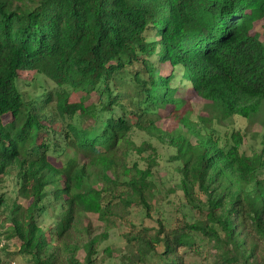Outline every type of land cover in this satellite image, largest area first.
I'll return each mask as SVG.
<instances>
[{"label":"trees","instance_id":"trees-1","mask_svg":"<svg viewBox=\"0 0 264 264\" xmlns=\"http://www.w3.org/2000/svg\"><path fill=\"white\" fill-rule=\"evenodd\" d=\"M263 38L264 0H0V182L16 180L7 233L18 253L102 264L109 230L137 207L162 213L156 159L129 164L153 149L137 145L140 129L172 147L185 209L125 234L121 264H184L181 249L202 247L216 264H264ZM186 91L207 104L198 121ZM163 111L186 130L158 128ZM256 122L262 148L249 154ZM89 214L105 233L90 237Z\"/></svg>","mask_w":264,"mask_h":264},{"label":"rangeland","instance_id":"rangeland-1","mask_svg":"<svg viewBox=\"0 0 264 264\" xmlns=\"http://www.w3.org/2000/svg\"><path fill=\"white\" fill-rule=\"evenodd\" d=\"M20 78L22 80H29L32 78V73L22 72ZM183 94L190 96L188 98L192 103V107L189 111L191 120L198 121V116H206L208 114V110L205 108L207 104L203 99L192 96L187 91ZM73 99L77 100V96H74ZM167 114L168 112L166 111L162 112L163 117L158 120L156 124L158 128H163L168 132L176 127H181L186 130L179 118L173 116L168 117ZM238 120V127L245 129L247 127L245 120L242 118H239ZM215 126L222 134L225 132L229 134L233 129L231 122H226L221 125L216 124ZM247 131L248 135L245 138V143L242 145V150L247 151L249 154L253 152V149L260 151L262 148L260 143L261 134L257 137L253 136L254 132L262 133L263 131L259 122H256L250 129L248 128ZM133 138L137 145H140L142 142L147 144L150 142L153 145V149L149 148L143 153L136 151L132 152L129 157V164L139 161L141 167L146 168L149 165V158L154 157L156 159L157 163L153 166L152 179L155 183L156 197L157 199L160 198L162 200V213H159L154 209L149 215H147L142 208L137 207V209L132 212L131 219L121 222L116 228L109 230V239L101 241V244L98 247V254L96 255L102 264H121L119 255L124 253L126 244L125 234L130 232V230H138L143 226L157 227L159 225L158 220L162 216L166 218L165 223L170 226L175 221L176 217L181 216L183 212L182 210L185 209L180 202L181 189L179 185V175L176 170L178 164L169 160L172 147L168 145L167 142H163L159 139L155 134L149 133L148 130L143 131L136 129ZM164 140L166 141L165 137ZM15 181L14 175H12L4 177L0 182V192H4L3 197L7 199L6 204L0 206V235H3L6 240L4 246L0 249V264H30L29 257L18 253L19 241L16 238L10 237L7 233V218L10 212V204H12L14 198L17 197ZM18 201L27 204V202L22 199H18ZM52 222H54L53 218L43 217L42 225L43 227H47ZM85 223L90 225L91 238L98 237L106 232L104 225L92 214H89V216L85 218ZM131 223H134L135 225L132 227ZM107 246L113 249V258H109L110 260L107 258V253L104 252V248ZM180 254L183 257L184 264H216L213 253L210 250H207V247L199 248V250L194 248H183L180 250ZM82 255L83 252L79 254V257L81 258Z\"/></svg>","mask_w":264,"mask_h":264},{"label":"built area","instance_id":"built-area-1","mask_svg":"<svg viewBox=\"0 0 264 264\" xmlns=\"http://www.w3.org/2000/svg\"><path fill=\"white\" fill-rule=\"evenodd\" d=\"M5 239H4V237H3V235H0V249L4 246V244H5Z\"/></svg>","mask_w":264,"mask_h":264}]
</instances>
